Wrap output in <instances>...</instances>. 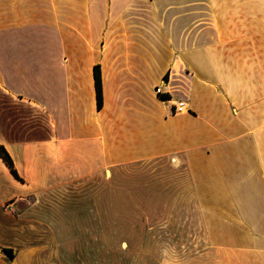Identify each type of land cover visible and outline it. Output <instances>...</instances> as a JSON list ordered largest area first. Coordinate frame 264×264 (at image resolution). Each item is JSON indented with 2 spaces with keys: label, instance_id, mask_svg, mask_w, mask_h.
Returning <instances> with one entry per match:
<instances>
[{
  "label": "crops",
  "instance_id": "1",
  "mask_svg": "<svg viewBox=\"0 0 264 264\" xmlns=\"http://www.w3.org/2000/svg\"><path fill=\"white\" fill-rule=\"evenodd\" d=\"M0 144V264L156 241L179 204L208 249L161 264H264V0H0Z\"/></svg>",
  "mask_w": 264,
  "mask_h": 264
},
{
  "label": "rangeland",
  "instance_id": "2",
  "mask_svg": "<svg viewBox=\"0 0 264 264\" xmlns=\"http://www.w3.org/2000/svg\"><path fill=\"white\" fill-rule=\"evenodd\" d=\"M139 197L137 203L142 202L144 208H149V210L135 212L141 216V218H137L140 224L143 226V224L146 225V222L148 224L161 222L163 220L161 217L162 212L157 209H154V211L150 209L152 206H158L151 204L152 197ZM25 203L27 201L21 200V205ZM178 207L180 209H177L175 214L179 219L180 226L170 228V233H166L163 230L164 228L156 229L154 234L156 241L141 243L137 242L135 237L129 235L128 241L120 242L116 237L109 238L108 234H104L101 228L97 227L95 228L97 231L96 236L84 235L80 239L74 238L69 244L70 249L68 252H70L72 258L68 260L67 264H161V261H167L162 260V256H169L174 253L183 256L188 251L194 254L199 250L208 249L207 244H204L206 247H202V242H195L194 238V242L189 243L191 234L198 235V239L202 235L200 228L193 226V220L198 217L196 216L197 212L194 210L191 212L185 211L182 204H179ZM163 213L167 215L166 211H163ZM199 213L201 214V212ZM189 219H192V221L190 222ZM184 222H186V226H184ZM162 232L165 233L162 234ZM241 257V261L247 262L246 254H242Z\"/></svg>",
  "mask_w": 264,
  "mask_h": 264
},
{
  "label": "trees",
  "instance_id": "3",
  "mask_svg": "<svg viewBox=\"0 0 264 264\" xmlns=\"http://www.w3.org/2000/svg\"><path fill=\"white\" fill-rule=\"evenodd\" d=\"M95 78H96V89H97V99H98V106L101 107L103 105V81H102V73H101V66L100 64L95 65ZM162 96H167L166 93H162ZM0 155L3 158V160L7 163V165L10 167L13 174L23 180L24 178L20 175L19 171L17 170V167L15 166L14 159L9 152V150L4 146L3 144H0ZM7 251H9L11 254H13L14 250L11 247H5Z\"/></svg>",
  "mask_w": 264,
  "mask_h": 264
},
{
  "label": "built area",
  "instance_id": "4",
  "mask_svg": "<svg viewBox=\"0 0 264 264\" xmlns=\"http://www.w3.org/2000/svg\"><path fill=\"white\" fill-rule=\"evenodd\" d=\"M156 90H157V92H158L159 94H162V93L164 92L162 86H157ZM174 109H175L176 111H180V112H181V111L188 110V107H187V104H186V102H185L184 100H182V99H178V100L175 102V107H174Z\"/></svg>",
  "mask_w": 264,
  "mask_h": 264
}]
</instances>
